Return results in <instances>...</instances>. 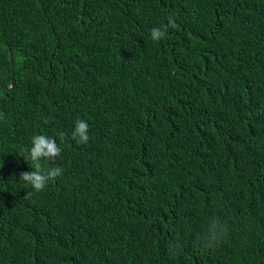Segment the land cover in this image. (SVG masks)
Segmentation results:
<instances>
[{"label": "trees", "instance_id": "16d2710c", "mask_svg": "<svg viewBox=\"0 0 264 264\" xmlns=\"http://www.w3.org/2000/svg\"><path fill=\"white\" fill-rule=\"evenodd\" d=\"M0 264H264V0H0Z\"/></svg>", "mask_w": 264, "mask_h": 264}, {"label": "clouds", "instance_id": "9594fccd", "mask_svg": "<svg viewBox=\"0 0 264 264\" xmlns=\"http://www.w3.org/2000/svg\"><path fill=\"white\" fill-rule=\"evenodd\" d=\"M168 23L164 27H154L150 30L151 39L159 42L166 38L169 28H175L176 23L173 17L167 18ZM48 122L47 119L44 121ZM71 139L76 140L80 144H87L89 137V124L82 119H77L75 122L74 130L71 134ZM62 142L64 141L63 135L61 136ZM30 149H26L24 156L25 160L33 169L31 172H21L20 180L31 189L25 198L30 197L33 192L40 193L46 190L50 183H54L59 178L63 169L61 167H48L45 168L44 163L51 164L58 157L61 156L62 149L57 144L54 137L48 135L37 134L32 137ZM228 226L221 221L218 217L210 218L207 230L202 236H198L197 240L200 245L205 248H212L218 245L227 235ZM179 250V245H175Z\"/></svg>", "mask_w": 264, "mask_h": 264}]
</instances>
